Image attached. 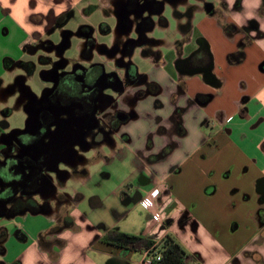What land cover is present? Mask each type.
<instances>
[{"label": "crops", "instance_id": "0c3cea01", "mask_svg": "<svg viewBox=\"0 0 264 264\" xmlns=\"http://www.w3.org/2000/svg\"><path fill=\"white\" fill-rule=\"evenodd\" d=\"M94 1L0 0V98L16 93L27 122L31 98H40L28 84L37 69L32 54H53L39 64L44 92L50 81L46 73L57 59L68 60L67 68L87 63L82 25L94 29L98 45L111 47L117 37L122 46L131 35L120 28L115 0L101 4L102 23L111 31L88 22L97 12ZM80 14L82 21L65 29ZM152 19L153 30L146 35L154 43L149 53H143L148 45L138 49L149 65L142 71L132 61L144 78L122 89L117 99L132 116L105 145L112 156L126 151L131 158V170L115 189L121 190L127 211L112 225L98 223L90 209L103 199L94 195L87 204L89 196L75 189L67 192L72 203L64 214L45 208L25 212L45 215L46 226L33 221L28 230L1 217L3 244L13 239L20 245L3 264H142L143 252H122L101 241L110 229L155 242L169 234L186 250V264H264V0H166ZM60 31L61 39L53 41ZM200 38L208 48L200 50ZM72 46L75 56L68 54ZM180 59L183 72L176 69ZM211 64L214 78L207 79L202 68ZM12 111L0 113V159L9 145L4 137L11 134L6 118ZM154 186L163 190L156 210L161 222L140 203ZM136 204L145 216L124 223ZM8 252L4 247L3 254Z\"/></svg>", "mask_w": 264, "mask_h": 264}, {"label": "flooded vegetation", "instance_id": "af4514ba", "mask_svg": "<svg viewBox=\"0 0 264 264\" xmlns=\"http://www.w3.org/2000/svg\"><path fill=\"white\" fill-rule=\"evenodd\" d=\"M164 1L115 0L114 12L120 28L131 33L122 46L117 37L111 47L98 45L92 36L94 29L91 26L82 25L79 28V34L88 38L82 51L87 63H76L67 68L68 60L57 59V62L52 64V70L46 73L50 81L42 97L30 100L27 127L24 130H15L4 137L9 145L3 149L0 159V218L8 220L15 215L25 214L28 209L41 208L53 214H60L57 205L52 206L43 198L48 185H51L53 194L58 189L53 177H68V173L65 172L68 164L61 161L63 158L59 150H63L65 158L67 157L66 161L69 162L74 156V146H78V142L84 144L81 140L84 131L93 128L97 113L106 105L105 103H110L114 111L104 113V116L110 117L108 128H101L95 133L94 137L97 140L101 138L108 140L109 138L105 136L108 135V131L117 130L122 123L130 119L131 111L126 112L121 106H117L120 102L112 97L110 99L108 91L117 83L118 89H124V86L137 84L144 78L136 73L132 58L140 44L149 46L154 43L146 33L153 30L155 23L152 13L159 11ZM105 13L107 16L111 15L109 9H105ZM64 18L65 16H62L58 19V24H61ZM133 18L137 19L136 24ZM161 21L165 22L164 17L160 18ZM99 28L105 32L112 30L110 26L104 28L103 23ZM149 51L150 46L143 50V53ZM93 54L99 57L105 54L112 57L111 60L106 59L107 64L112 63L113 67L122 71L126 81L119 79L114 74V69L108 71L106 63L92 60ZM49 59L50 57L46 56L40 57L41 61ZM2 123L6 125V121ZM20 191L22 196H18ZM37 195L40 198H37ZM5 238L6 230L1 228L0 255L4 252ZM0 264L3 262L0 261Z\"/></svg>", "mask_w": 264, "mask_h": 264}, {"label": "rangeland", "instance_id": "374dc122", "mask_svg": "<svg viewBox=\"0 0 264 264\" xmlns=\"http://www.w3.org/2000/svg\"><path fill=\"white\" fill-rule=\"evenodd\" d=\"M104 2V0H95L92 5H95L96 8V14L94 16H91L88 22L93 23H102L106 20L103 19V11L101 8V4ZM169 12V10H168ZM81 15V14H80ZM75 15V19L72 20L68 25L64 26L65 29H70L71 27H74L78 21H82L81 17L82 15ZM173 29V28H172ZM172 29L169 31L172 33ZM153 34H157L159 31L157 28H155ZM62 36V32L60 31L58 34H53V41L60 40ZM75 42L74 39H72V44ZM74 46V44H73ZM72 48L68 51V54H72L75 56L77 53ZM32 60L36 62L37 69L35 71V74L33 77L29 80L28 84L31 86V89L35 92H37L40 97H42L43 92L40 90V85L43 83L41 82V68H39V64L41 63V60L39 59V54L35 56V54H32ZM50 58H53V54H49ZM99 60L100 62L106 63V58L96 56V61ZM145 59L141 55L140 51L137 50L135 53V56H133L132 61L134 63H137L138 68L140 70L147 69L148 63L144 61ZM109 65V66H108ZM4 69L3 65L0 67V69ZM16 70L18 68H15ZM115 70V73L117 77L122 79L123 81H126V77L122 71H120L118 68L113 67L112 63L107 64V70ZM6 71V77L9 79L11 77L10 71L5 69ZM121 81V80H120ZM112 84H110L111 86ZM118 83L115 85H112L109 88L108 93L110 94L109 97H111L117 101L119 92L122 90V88L118 89ZM128 85V84H127ZM125 90L128 88V86L123 87ZM6 96L0 98V113L3 114L6 109H12V114L8 116L6 119L9 123L8 131L9 133H12L15 130L24 129L27 127V114L23 109L17 108L19 105L17 94L16 93H8L5 94ZM124 101V100H123ZM109 102V101H108ZM106 105L102 107L98 111V116L95 119L96 124L93 126V128H87L86 131H84V137L81 138L82 141H84V144H80L78 142V146H74V156L72 159L67 162V157L65 158L63 154V150H59L60 155L63 159L61 160L63 163L68 164V169L66 174L68 175L67 178H57L53 177V181L56 184V187L58 188L56 193L53 194V190H51L50 186H47L46 194L43 196L44 200H47L50 205H57L59 207V212L61 214H64L66 211H68L69 203L71 204V199H68L67 192L71 193L73 190H81L84 194H87L89 196L87 204L89 202V199L91 196H100L101 199H103V203L97 207V208H91L90 210V218L97 221L98 223H102L105 225H112L116 223L120 217L125 211H127V205L122 203L121 199V190L115 191V189H119L120 183L123 181L125 176L129 173L131 170V158L127 156V152L121 153V151L116 155V157L112 156L111 149L108 147H105V145L111 144V140L113 139L114 130L108 131V135H105L107 139L101 138L100 140H97V138L94 137L95 133H97L101 128L107 129L108 128V122L110 120V117L104 116V113L106 111L113 112L114 107L110 106V103H105ZM109 105V106H108ZM117 106H120L117 105ZM104 109V111H102ZM0 114V121L3 120V116ZM82 136V135H81ZM80 138V137H78ZM96 139V140H95ZM60 167L63 168V166L60 165ZM89 170V175H88ZM87 174V175H86ZM109 174V176L105 175ZM86 175L85 178H83ZM88 176V178H87ZM87 178V180H86ZM84 181V182H83ZM54 184V185H55ZM60 187V189H59ZM113 191L117 192L115 195H113ZM18 196H22L21 191L19 192ZM37 198H40L38 195ZM56 200H51V199ZM84 207V206H83ZM144 209L136 204L131 214L127 218H123L122 220L124 223L126 222H137L141 219L142 216H145ZM124 215V214H123ZM11 222L14 223L16 226H22L25 229H30L32 222H35V226H46L48 225L47 217L43 214H32L31 212H28L26 214H20L18 216H14L11 219L6 220L5 222ZM12 229L14 228V225L10 226ZM24 229V230H25ZM32 229V228H31ZM15 234V233H14ZM15 236V235H14ZM17 237H14L16 239ZM4 247L9 249L8 253H4L0 255V261L3 262H11L13 257L17 255L19 252V244L16 243L15 240L7 241L4 244Z\"/></svg>", "mask_w": 264, "mask_h": 264}, {"label": "trees", "instance_id": "16d2710c", "mask_svg": "<svg viewBox=\"0 0 264 264\" xmlns=\"http://www.w3.org/2000/svg\"><path fill=\"white\" fill-rule=\"evenodd\" d=\"M101 241L122 252H142L145 249L152 248L151 254L160 255V259H155L153 264H186L188 255L182 245L169 234L160 241L155 242L142 235L110 229L101 237Z\"/></svg>", "mask_w": 264, "mask_h": 264}, {"label": "built area", "instance_id": "2783aa9c", "mask_svg": "<svg viewBox=\"0 0 264 264\" xmlns=\"http://www.w3.org/2000/svg\"><path fill=\"white\" fill-rule=\"evenodd\" d=\"M163 195V190L160 186H154L140 201L141 205L148 211L151 212L153 220L156 222L162 221V213L161 211H156L159 208L158 202L161 200ZM151 249L148 248L143 250L144 258L142 260V264H153V261L159 260V254H151Z\"/></svg>", "mask_w": 264, "mask_h": 264}, {"label": "water", "instance_id": "95a60500", "mask_svg": "<svg viewBox=\"0 0 264 264\" xmlns=\"http://www.w3.org/2000/svg\"><path fill=\"white\" fill-rule=\"evenodd\" d=\"M198 44H199L200 49H203V48H205V47L208 48V43H207L206 40L203 39V38H200V39L198 40ZM184 61H185V60L180 59V60H178V61L176 62V69H177L178 71H180V72H183V71H184V68H183V65H184L183 63H184ZM212 69H213V65H212V64H211L210 66H208V67L202 68V72H203L205 78H207V79H212V78H214V74H213V72H212ZM262 181H263V180H262Z\"/></svg>", "mask_w": 264, "mask_h": 264}]
</instances>
